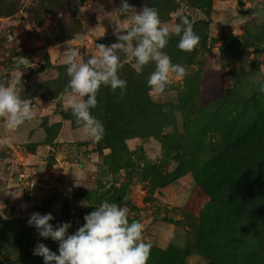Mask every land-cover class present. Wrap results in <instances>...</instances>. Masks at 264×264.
<instances>
[{
  "label": "rangeland",
  "instance_id": "1",
  "mask_svg": "<svg viewBox=\"0 0 264 264\" xmlns=\"http://www.w3.org/2000/svg\"><path fill=\"white\" fill-rule=\"evenodd\" d=\"M128 3L136 11L156 8L168 27L186 16L200 40L185 52L177 47L180 37H170L162 51L184 66L186 75L170 74L163 94L149 92L157 113L151 118L132 113V137L113 149L105 134L99 141L85 136L71 111L64 110L70 77L63 59L71 48L78 62H86L98 54L97 44L117 42V24L131 23L130 15L119 13L120 0H0V11H8L0 14V83H11L19 70L10 68L12 62L27 54L28 64L19 67L22 98L36 113L16 129L0 121V264H44L33 254L41 242L59 254L57 241L40 237L28 225L33 212L52 213L54 227L70 222L72 234L104 200L126 207L130 220L140 216L143 238L152 247L172 244L189 251L186 264H209L197 251L196 233L210 197L197 185L191 164H208L224 135L235 138L249 118L264 113L259 91L264 85V0H213L209 7L197 0ZM229 33L234 38L227 43ZM120 60V76L130 82L126 92L133 94L136 86L147 84L155 64L138 73L127 54L120 53ZM106 90L101 86L97 94ZM25 168L47 187L31 188L21 180ZM178 168L180 176L158 186L162 176Z\"/></svg>",
  "mask_w": 264,
  "mask_h": 264
},
{
  "label": "clouds",
  "instance_id": "2",
  "mask_svg": "<svg viewBox=\"0 0 264 264\" xmlns=\"http://www.w3.org/2000/svg\"><path fill=\"white\" fill-rule=\"evenodd\" d=\"M119 13L130 15L131 23L117 24V42L108 46L97 44L98 54L86 62H78V52L71 48L63 59L70 77L67 86L70 92L63 97L64 110H70L76 123L82 126L85 136L95 141L101 140L105 134L103 122L91 113V109L97 107V93L101 86L113 92L119 88L121 95L127 88V81L120 76L123 68L120 53L127 54L129 60L135 61L133 67L138 73L142 72L144 66L154 63L155 70L150 73L147 86L150 94H163L171 83L170 74L177 77L186 75L185 67L172 63L162 51L170 37H180L177 47L185 52L192 51L200 40L186 16L181 15L179 22L171 27L164 26L156 8L143 6L136 11L128 0H120ZM20 63L26 64L27 61L21 60ZM17 69L11 83H0V121L9 130L36 116L30 102L22 98V71L19 66ZM232 80L228 78L226 86H230ZM259 91L264 94V85ZM2 143L6 144L7 141ZM54 218L52 213L33 212L27 221L40 237L58 242L59 254L42 242L34 247L33 254L43 257L44 264H147L153 245L143 238L142 222L129 221L126 207L104 200L85 214V223L72 234L68 232L72 226L70 222H62L54 227L50 223Z\"/></svg>",
  "mask_w": 264,
  "mask_h": 264
},
{
  "label": "trees",
  "instance_id": "3",
  "mask_svg": "<svg viewBox=\"0 0 264 264\" xmlns=\"http://www.w3.org/2000/svg\"><path fill=\"white\" fill-rule=\"evenodd\" d=\"M197 1L209 7L213 0ZM121 78L129 90L130 82ZM126 91L121 95L119 88L113 92L107 87L97 94V107L91 109L93 116L101 118L104 141L113 149L132 137V113L140 118L157 113L147 84L136 86L133 94ZM191 169L197 185L210 197L196 233L198 253L209 264H264V113L249 118L235 138L224 135L211 161L205 165L195 162ZM181 173L178 168L162 176L158 186L172 182ZM188 254L172 244L166 249L152 247L147 264H186Z\"/></svg>",
  "mask_w": 264,
  "mask_h": 264
},
{
  "label": "water",
  "instance_id": "4",
  "mask_svg": "<svg viewBox=\"0 0 264 264\" xmlns=\"http://www.w3.org/2000/svg\"><path fill=\"white\" fill-rule=\"evenodd\" d=\"M78 1V0H76ZM234 38V34L233 33H229L228 34V38H227V43H230L232 41V39ZM98 39H103V38H98ZM21 48V47H20ZM21 60H25L27 61L26 64H28L30 57L27 54L21 53L20 56L14 61L12 62L10 68H17V66L21 67L24 66L26 64H21L20 61ZM60 102L56 103V108H55V112L60 113ZM130 192L127 193V195L125 196L124 200H127L129 198Z\"/></svg>",
  "mask_w": 264,
  "mask_h": 264
},
{
  "label": "built area",
  "instance_id": "5",
  "mask_svg": "<svg viewBox=\"0 0 264 264\" xmlns=\"http://www.w3.org/2000/svg\"><path fill=\"white\" fill-rule=\"evenodd\" d=\"M20 179L25 181L28 186L31 188L35 189H44L47 187V184L40 181V180H35L33 177H31L28 168H25L21 173H20Z\"/></svg>",
  "mask_w": 264,
  "mask_h": 264
}]
</instances>
